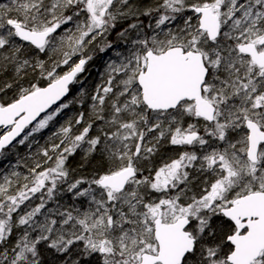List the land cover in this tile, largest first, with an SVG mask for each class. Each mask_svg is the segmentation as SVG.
Instances as JSON below:
<instances>
[{"label":"snow or ice","instance_id":"6c2138e0","mask_svg":"<svg viewBox=\"0 0 264 264\" xmlns=\"http://www.w3.org/2000/svg\"><path fill=\"white\" fill-rule=\"evenodd\" d=\"M0 161V264H264V0H0Z\"/></svg>","mask_w":264,"mask_h":264},{"label":"trees","instance_id":"16d2710c","mask_svg":"<svg viewBox=\"0 0 264 264\" xmlns=\"http://www.w3.org/2000/svg\"><path fill=\"white\" fill-rule=\"evenodd\" d=\"M111 55V52L107 54H101V56L93 62V65L90 68L89 83H95L97 81V79L99 78V74L103 71L105 62L109 59ZM45 135H47V132L45 133ZM18 151L20 155H25L27 152V150L23 146H18ZM9 159L11 163H15V156L10 157ZM8 168V161H0V173L7 170Z\"/></svg>","mask_w":264,"mask_h":264}]
</instances>
